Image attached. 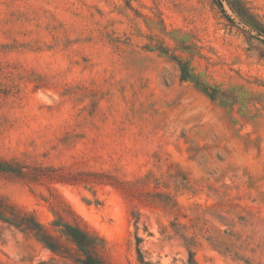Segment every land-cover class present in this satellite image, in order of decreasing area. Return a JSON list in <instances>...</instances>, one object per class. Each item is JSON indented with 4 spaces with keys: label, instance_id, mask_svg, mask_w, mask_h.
Instances as JSON below:
<instances>
[{
    "label": "rangeland",
    "instance_id": "obj_1",
    "mask_svg": "<svg viewBox=\"0 0 264 264\" xmlns=\"http://www.w3.org/2000/svg\"><path fill=\"white\" fill-rule=\"evenodd\" d=\"M254 26L264 0H0V264H82L67 224L101 264H264Z\"/></svg>",
    "mask_w": 264,
    "mask_h": 264
},
{
    "label": "trees",
    "instance_id": "obj_2",
    "mask_svg": "<svg viewBox=\"0 0 264 264\" xmlns=\"http://www.w3.org/2000/svg\"><path fill=\"white\" fill-rule=\"evenodd\" d=\"M232 7L236 12L238 11L239 13H243L245 11L244 6L240 2L233 3ZM254 27L257 29L256 34L264 39V28L262 26ZM15 223L18 226L24 225L26 229L33 231L39 237V239L53 251H57L59 249L58 240L54 239L53 236L47 230L42 228L43 226L33 218L27 220L25 215L18 214L16 216ZM63 232L76 246L75 251L78 256L76 258L77 261L81 262L82 264H101L100 258L95 254V249L98 246V237L93 236L81 226L73 224H67Z\"/></svg>",
    "mask_w": 264,
    "mask_h": 264
}]
</instances>
